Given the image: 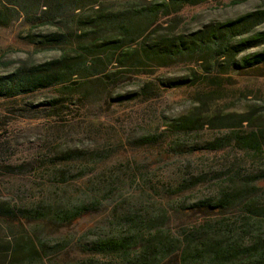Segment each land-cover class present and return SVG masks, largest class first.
<instances>
[{
  "label": "trees",
  "instance_id": "1",
  "mask_svg": "<svg viewBox=\"0 0 264 264\" xmlns=\"http://www.w3.org/2000/svg\"><path fill=\"white\" fill-rule=\"evenodd\" d=\"M207 1L0 0V27L23 16L30 26L28 43L37 52H60L44 62L23 60L0 75V99L57 90L59 95L47 106L60 109L75 102L83 110L99 98L88 82L96 79L108 89L111 68L146 74L147 69L184 64L192 74L146 81L138 91L119 94L116 100L150 101L161 96L163 88L191 89L193 108L140 136L136 147L167 159L222 155L214 172L187 166L176 178L152 173L149 189L162 202L183 199L205 185L209 189L174 203L171 213L158 209L113 214L102 233L79 238L80 255L69 263L62 256L74 246L72 239L51 244L44 232L64 233L100 212L101 190L94 191L93 198L77 200L67 189L76 180L69 177L68 166H97L103 162L101 153L55 150L52 159L33 162L30 169L24 163L3 162L0 169L6 177L23 176L28 170L45 184L40 195L23 196L13 188L0 195V264H264V123L251 129L257 120L264 121V107L227 112L231 105L223 106L227 90L220 84L232 74L264 69V0L235 19L183 31L184 12ZM248 1L230 0V6ZM43 28L48 31L33 33ZM90 172L75 182L88 188L105 184L99 178L84 182ZM171 214L190 221L173 227Z\"/></svg>",
  "mask_w": 264,
  "mask_h": 264
},
{
  "label": "rangeland",
  "instance_id": "2",
  "mask_svg": "<svg viewBox=\"0 0 264 264\" xmlns=\"http://www.w3.org/2000/svg\"><path fill=\"white\" fill-rule=\"evenodd\" d=\"M258 5L257 0H249L238 6H230V0H208L203 5L187 9L180 28L185 32L195 31L211 22L235 19ZM23 18L19 15L13 18L10 26L0 27V75L10 73L23 60L31 58L35 62H44L60 53L58 48L37 52L36 47L28 43L30 26ZM39 31L48 30L43 28L33 33ZM190 68L177 64L147 69L143 72L146 74H141L140 69L135 72L111 68V74L106 79L108 89L96 79L88 82V86L99 93V98L94 105L83 110L75 102L60 109L47 106L48 101L59 95L57 90L41 91L16 100L0 99V165L3 162L24 163L30 169L28 165L33 162L52 159L55 150L97 149L102 155L103 162L97 166H88L85 162L69 165V177L76 180L67 189L69 195L77 200L87 195L85 200L93 198L92 193L101 190L99 198L104 200V206L100 212L84 218L74 229L64 233L57 234L51 230L44 232V237L51 244L67 243L68 239H72L74 246L68 247L69 251L62 256L65 262L79 257V238L85 234L92 237L102 233L113 214L136 210L153 213L158 209L171 213L174 203L191 199L192 195L193 199L209 189L205 185L186 194L181 201L174 199L162 202L157 198V192L150 191L149 179L152 173L161 179L165 176L176 178L186 172L187 166L217 171L221 154L167 159L158 155L157 151L136 147V140L140 136L166 125L164 123L168 117L185 114L193 108L191 89L175 91L163 88L161 96L150 101L142 99L119 103L116 100L119 94L138 91L146 81L188 76L192 74ZM194 70L199 72L200 69L194 67ZM220 84L227 90L223 106L231 105L227 112L242 114L252 111L256 105L264 107V69L249 74H232V78L222 80ZM263 123L257 120L256 126L251 129ZM89 170L93 172L84 182L90 180L91 184L99 178L105 179V184L88 188L75 182ZM27 171L23 176L8 178L0 169V195H4L7 188H13L23 196L43 193L44 179L34 172L28 175ZM114 189H117L116 193H112ZM160 192L162 195L163 192ZM144 201L150 203L145 204ZM189 221L188 217L171 214L169 224L178 227Z\"/></svg>",
  "mask_w": 264,
  "mask_h": 264
}]
</instances>
